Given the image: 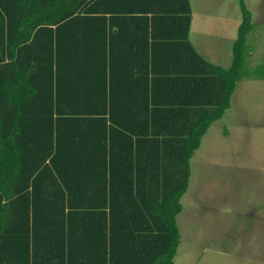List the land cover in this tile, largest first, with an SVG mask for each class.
Wrapping results in <instances>:
<instances>
[{
    "label": "trees",
    "instance_id": "trees-1",
    "mask_svg": "<svg viewBox=\"0 0 264 264\" xmlns=\"http://www.w3.org/2000/svg\"><path fill=\"white\" fill-rule=\"evenodd\" d=\"M239 5L222 67L189 0H0V264H174L190 157L244 75Z\"/></svg>",
    "mask_w": 264,
    "mask_h": 264
},
{
    "label": "rangeland",
    "instance_id": "rangeland-1",
    "mask_svg": "<svg viewBox=\"0 0 264 264\" xmlns=\"http://www.w3.org/2000/svg\"><path fill=\"white\" fill-rule=\"evenodd\" d=\"M244 2L251 12L244 75L190 157L174 264H264V0ZM191 7L192 42L220 52L225 27L235 14L241 21L239 0H191Z\"/></svg>",
    "mask_w": 264,
    "mask_h": 264
},
{
    "label": "crops",
    "instance_id": "crops-1",
    "mask_svg": "<svg viewBox=\"0 0 264 264\" xmlns=\"http://www.w3.org/2000/svg\"><path fill=\"white\" fill-rule=\"evenodd\" d=\"M190 1V4H191V0ZM208 15V14H207ZM205 17H208L209 19V16H205ZM211 17H216L215 14L211 15ZM205 20V19H200V21H202V25H206L209 23V20ZM127 22H131V21H127ZM135 21H133L134 23ZM124 23V22H123ZM122 23V24H123ZM193 23H194V17H193V9L191 7V23H190V29H189V39L191 41V43L193 44V46L195 47V49L209 62L211 63H214V64H217V65H220L222 67H228L231 63V59H232V44H233V41L235 40L236 36H237V28H238V25H239V15L235 14V17L233 18L232 20V23L230 26L228 27H225L227 29V31L224 33V37L221 39L222 42L220 43V45L218 44L217 47L219 46L221 51L218 52L217 50L216 51H210V50H206V46L202 47L203 51H200L199 49H197V47L195 46V44L192 42L191 40V31H192V27H193ZM123 32L125 33H133L134 34V41L136 39V35H137V41L139 43V40H140V28L137 27V26H133L131 28H127V29H124ZM129 39V36H123L122 37V41L121 42H118L117 41V44L119 46L122 45H125L126 44V40ZM229 107V106H228ZM207 131V130H206ZM205 134V133H204ZM200 145V144H199ZM191 172V171H190ZM190 176V174H189ZM189 181V179H188Z\"/></svg>",
    "mask_w": 264,
    "mask_h": 264
}]
</instances>
